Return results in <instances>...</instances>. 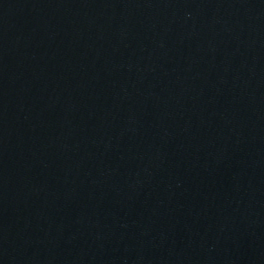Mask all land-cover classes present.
Listing matches in <instances>:
<instances>
[{"label": "water", "instance_id": "obj_1", "mask_svg": "<svg viewBox=\"0 0 264 264\" xmlns=\"http://www.w3.org/2000/svg\"><path fill=\"white\" fill-rule=\"evenodd\" d=\"M0 264H264V0H0Z\"/></svg>", "mask_w": 264, "mask_h": 264}]
</instances>
